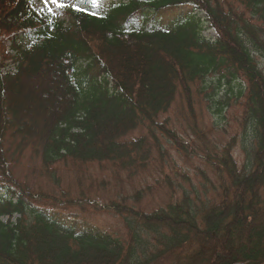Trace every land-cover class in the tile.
<instances>
[{"label": "trees", "instance_id": "obj_1", "mask_svg": "<svg viewBox=\"0 0 264 264\" xmlns=\"http://www.w3.org/2000/svg\"><path fill=\"white\" fill-rule=\"evenodd\" d=\"M34 1L0 0V264H264V0H74L64 21ZM192 83L218 114L240 107V135L213 140L193 115L195 145L169 127L161 115L176 92L190 103ZM169 145L198 148L207 169L190 179ZM152 149L170 198L149 211L135 207L147 185L97 206L30 183L58 182L67 160L135 176ZM42 199L121 216L126 239Z\"/></svg>", "mask_w": 264, "mask_h": 264}, {"label": "rangeland", "instance_id": "obj_2", "mask_svg": "<svg viewBox=\"0 0 264 264\" xmlns=\"http://www.w3.org/2000/svg\"><path fill=\"white\" fill-rule=\"evenodd\" d=\"M74 0H59L62 5H71ZM33 7L38 12H43L51 16L55 20H65V12L60 10L62 7H57L55 3L49 2L45 4L43 0H35ZM66 8V7H64ZM51 9V11H49ZM202 34L207 38H214V31L211 29H205ZM260 65L264 70V57H259ZM12 66H9V68ZM195 84L192 83L190 86V103L180 97L179 93H175V97L170 105V108L161 115V118H169V127L173 128L185 141H193L192 144L197 143V138L193 133L191 126V118L194 115L197 121V126L200 129H207L213 124L216 128L214 130L213 140L220 138L221 141L225 140L231 135H240V107L237 104L231 105L225 108L223 113H217L214 107L207 106L205 98H201L200 95L195 94ZM193 119V118H192ZM196 128V127H194ZM143 133V128L139 127L126 134V137L138 136ZM213 135V132H211ZM217 135V136H216ZM167 151L170 157L165 160L173 161L179 168L185 170L190 179L192 175L195 176V166L203 167L207 169L206 165L199 158V150L196 148L197 154L191 153L190 156H183L182 153L177 150L176 146H167ZM152 151V155L156 156V152ZM234 155L238 163H242L243 156L240 152V145L237 142L233 149ZM172 159V160H171ZM36 168L39 167V159L31 160ZM30 162V161H29ZM26 159L22 160L20 165L25 168L29 163ZM157 162V163H156ZM156 162H151L145 171L136 174L135 176L129 177L128 173L124 170H115L108 162H89V163H74L69 160L60 161L55 166L58 174V182L53 180L36 178L31 176L30 182L33 186L43 187L45 190H53L55 193L61 188L68 190L69 196L76 197L80 193V188L84 190V193L94 200L97 206H101L108 199L114 198L116 195H130L133 194L137 188L143 186H149L147 191L141 193L136 199V206L141 207L147 211L156 208L160 205H164L168 200L169 196L167 193V187L164 184H156V181L165 172V175H170V171L166 165L169 163L165 161L164 168H161L158 164V158L156 156ZM161 164V163H160ZM38 172V171H37ZM24 174V173H23ZM22 175V174H21ZM104 181L105 183L99 182ZM175 182L183 183L180 178H176ZM196 182V179H192ZM45 183L47 185L45 186ZM197 183V182H196ZM106 184V185H104ZM154 184L155 186H152ZM60 187V188H56ZM186 187V186H185ZM56 188V189H55ZM133 200L128 199L126 205L131 204ZM46 205L49 209L59 211L61 213L77 214L80 217L85 218L97 227L117 236L120 240L126 239L127 230L123 223L121 216L114 215L103 211L102 207H94L91 203L84 205L70 204L65 205L60 201L57 203L51 199H42L38 202ZM5 219V218H4ZM170 262L165 261L161 264H169Z\"/></svg>", "mask_w": 264, "mask_h": 264}, {"label": "snow or ice", "instance_id": "obj_3", "mask_svg": "<svg viewBox=\"0 0 264 264\" xmlns=\"http://www.w3.org/2000/svg\"><path fill=\"white\" fill-rule=\"evenodd\" d=\"M43 2L45 4H48L49 2L51 3H55L57 7H63L64 5H62L59 0H43ZM49 11H51V9H49Z\"/></svg>", "mask_w": 264, "mask_h": 264}, {"label": "bare ground", "instance_id": "obj_4", "mask_svg": "<svg viewBox=\"0 0 264 264\" xmlns=\"http://www.w3.org/2000/svg\"><path fill=\"white\" fill-rule=\"evenodd\" d=\"M239 164V163H238ZM240 165V164H239ZM122 243H125V242H122Z\"/></svg>", "mask_w": 264, "mask_h": 264}]
</instances>
